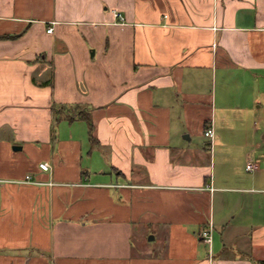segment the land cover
Segmentation results:
<instances>
[{"label":"crops","instance_id":"crops-1","mask_svg":"<svg viewBox=\"0 0 264 264\" xmlns=\"http://www.w3.org/2000/svg\"><path fill=\"white\" fill-rule=\"evenodd\" d=\"M0 264H264V0H0Z\"/></svg>","mask_w":264,"mask_h":264},{"label":"built area","instance_id":"built-area-1","mask_svg":"<svg viewBox=\"0 0 264 264\" xmlns=\"http://www.w3.org/2000/svg\"><path fill=\"white\" fill-rule=\"evenodd\" d=\"M117 17L121 18L122 20L124 19L120 13H117L116 14ZM53 31V28H49L48 29V32L51 33ZM214 130L212 129V127L208 128L206 131H205V136L208 138V139H212L213 136H214ZM40 168L44 171H47L50 169V165L47 163V162H44V163H41L40 164ZM259 169V166L256 164V163H253V162H249L247 164V170L249 171H255V170H258ZM25 182H33V178L31 175H27L26 176V179H25ZM212 228H206L204 229L202 232H201V237L202 239L204 240V242L208 245H211L212 244V241H213V234H212Z\"/></svg>","mask_w":264,"mask_h":264},{"label":"trees","instance_id":"trees-1","mask_svg":"<svg viewBox=\"0 0 264 264\" xmlns=\"http://www.w3.org/2000/svg\"><path fill=\"white\" fill-rule=\"evenodd\" d=\"M76 117H80V118L82 117L83 119H85L88 122V125H89V128H90V132H91V140L95 141V138L92 135L94 125H93L91 116L89 114L80 112L78 114H74V116H72L71 118H76Z\"/></svg>","mask_w":264,"mask_h":264}]
</instances>
